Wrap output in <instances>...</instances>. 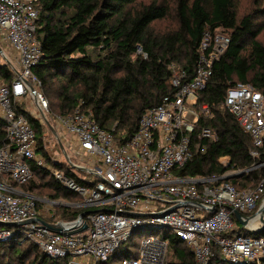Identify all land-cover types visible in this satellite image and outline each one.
<instances>
[{
    "label": "built area",
    "instance_id": "1",
    "mask_svg": "<svg viewBox=\"0 0 264 264\" xmlns=\"http://www.w3.org/2000/svg\"><path fill=\"white\" fill-rule=\"evenodd\" d=\"M39 15L33 0H0V62L14 73L11 84L0 80V117L9 141L0 148V222L16 224L0 226V244L12 239L31 241L49 257L69 264H90L77 258L104 263L137 230H169L185 242L195 264H208L214 248H219L230 264H262L264 235L259 233L264 232V175L250 189H238L226 180L264 170V159L245 171L231 169L221 177L175 175L191 161L195 137L218 139L208 127L198 131L202 116H211L208 105H198V97L228 49L230 37L204 32L191 78L183 67L171 65L176 94L145 110L137 132L124 144L116 143L112 133L101 129L91 113L84 115L79 108L72 115L57 117L63 138L59 139L58 133L55 138L67 159L64 163L87 183L82 185L63 170L52 168L37 151L36 133L18 109L30 98L43 118L49 108L39 91L41 81L34 74L43 56L36 36ZM222 107L251 137L250 156L254 160L264 158V94L250 84L237 82L227 89ZM64 143L76 158L84 159L85 167L68 157ZM48 153L54 164L60 163L50 149ZM225 159H220L222 164ZM33 168L49 171L56 186L77 195L80 202L50 200L25 191L22 187L34 177ZM74 169L92 175L93 180L78 176ZM42 203L54 211L62 207L84 211L76 220L64 221L56 212L44 216ZM32 220L36 222L24 224ZM48 224L61 227V232ZM166 246L164 238L146 237L137 256L124 258L121 264H165L162 250Z\"/></svg>",
    "mask_w": 264,
    "mask_h": 264
},
{
    "label": "trees",
    "instance_id": "2",
    "mask_svg": "<svg viewBox=\"0 0 264 264\" xmlns=\"http://www.w3.org/2000/svg\"><path fill=\"white\" fill-rule=\"evenodd\" d=\"M33 1L40 10L36 36L43 56L34 74L41 81V93L49 106L48 98L56 100L59 116L72 115L78 108L84 115L91 113V118L101 129L111 132L118 144L126 143L137 132L145 110L160 105L164 97L176 94L171 84V65L183 67L190 78L193 77L206 30L229 36L228 49L215 64L206 89L198 97V105L205 104L211 109L210 117L202 116L198 131L208 127L218 139L195 137L191 161L176 170L175 175L221 177L231 169L245 171L264 159L254 160L250 156L251 137L222 107L227 89L237 82L250 84L264 94V44L258 39L262 30L254 23L253 16L240 18L235 6L238 0H174L178 27L162 35L155 34L152 26L168 17L169 6L165 0L148 3L145 0ZM0 79L8 84L13 81L14 73L7 65L0 66ZM23 106L19 104L18 109L36 133L37 151L48 159L52 168L61 169L78 183L87 185L70 172L67 164H54L49 159L48 147L43 144L44 125L24 112ZM5 127L0 117V148L9 145ZM222 158L228 159L227 166L221 163ZM33 171L32 180L22 187L25 191L40 197L37 191L48 189L53 191L54 198L66 197L65 200L80 202L77 195L57 187L49 171L39 168ZM263 175L264 170L257 169L226 181L238 189H250ZM11 184L16 186L14 182ZM57 210H62L72 220L84 211ZM259 235L263 236L264 232ZM170 236L166 233L164 237ZM173 236L167 247L177 262L170 264H195L185 242ZM131 239L107 262L100 264H121L124 258L137 256V253L132 254L134 242ZM4 244H0V251L5 250ZM29 250L30 255L29 251L19 248H12V253L19 264H68L67 260L49 257L35 244ZM213 252L208 264H230L219 248H214ZM31 256L33 258L26 262Z\"/></svg>",
    "mask_w": 264,
    "mask_h": 264
},
{
    "label": "rangeland",
    "instance_id": "3",
    "mask_svg": "<svg viewBox=\"0 0 264 264\" xmlns=\"http://www.w3.org/2000/svg\"><path fill=\"white\" fill-rule=\"evenodd\" d=\"M149 1L150 0H145L146 3H148ZM165 4H167L169 6L168 17L164 20L157 21L153 24L152 27H153V32L155 34H161V35L166 34L168 32L175 30L178 27V22H177L176 13H175L176 7L174 4V0H165ZM235 6L238 10V14H239L240 18H242L244 16H248V15H251L254 17V23L256 24V26L258 28H261V30H262L261 33L259 34L258 39H259V41H261L264 44V0H238L236 2ZM259 8L261 10L257 11L256 9H259ZM248 45L246 46V50L248 48ZM1 60L4 61L3 59H1ZM0 64L2 65L3 62H0ZM39 91L42 92L40 88H39ZM48 99L50 101V106L48 108V112L46 113L45 117L49 121L50 125L54 128V131L56 133H58V138L59 139L63 138V134L59 135L62 133L63 129L61 128L59 121H57V117L59 116V110L57 107L56 100H54L52 98H48ZM24 105L25 106H23V107L26 110V112L29 113L33 118L39 120L44 125L43 144H45L48 147V149H50V152L56 156V161L60 162V163H64L65 161H67L64 153L62 151H60V146H59V144L55 138V136H56L55 132L48 128V126L46 124V120H45V118H43V116L39 112V109L37 107V104L35 103V100L33 98H30L29 100L26 101V103ZM64 146L66 147V152H67L69 158L76 160L81 166H84V167L86 166L83 158H76V156H74L73 152L70 150L69 146L66 143H64ZM227 163H228V159L226 158L224 160V166H227ZM73 171L78 176L85 178V180L92 181L94 178L92 175L88 176L87 174L81 173L80 171H78L76 169H74ZM233 178H240V177L235 176ZM37 194L42 198H47L50 200H65L66 199V197L54 198L55 195H54L53 191H50L48 189H39L37 191ZM63 208L64 207H62V209ZM40 209L42 210V213L44 214V216L49 217L50 214L56 212V214L62 220L73 221L72 218L69 217L67 214L65 216V214L62 212V210H55L54 211V209L49 208L48 206H46L43 203L41 204ZM76 219L77 218H75L74 220H76ZM48 220H52V219L49 218ZM152 232H154V233H152ZM166 233H169L171 236L169 238L164 237ZM149 236H157L158 238H161V239L164 238L166 243L169 242L171 237H174L172 232H170L169 230H162V231H152V230H148V229L137 230L133 234V237H132L133 242H134L133 248H132V254H136L138 252L141 240L146 238V237H149ZM3 243H5L4 244L5 250L0 251V264H19L17 262L18 261L17 258L14 257L15 254L12 253V248L13 249L19 248L21 251H29L30 252L29 255L31 254V250H29L31 248V245H33V243L31 241H29V242L23 241L22 242V240H21V242H19V241H17V239H12L10 241H8V240L4 241ZM38 250H40V249L38 248ZM162 252L164 255L165 264L177 262V259L174 257L170 248H168L166 246L163 248ZM32 258L33 257L31 256L30 259L26 260V262H28ZM76 260L79 262H84V263L100 264V263H96L91 258L84 259V260L77 258Z\"/></svg>",
    "mask_w": 264,
    "mask_h": 264
},
{
    "label": "water",
    "instance_id": "4",
    "mask_svg": "<svg viewBox=\"0 0 264 264\" xmlns=\"http://www.w3.org/2000/svg\"><path fill=\"white\" fill-rule=\"evenodd\" d=\"M33 90V89H32ZM45 118V120H46V124H47V126H48V128L50 129V130H52V131H54V128L50 125V123H49V121L47 120V118L46 117H44ZM55 132V131H54ZM55 135L57 136V133L55 132ZM234 176H230L229 178H227V179H230V178H233ZM261 214H262V216H261V220H262V223L264 224V217H263V214H264V207H263V209L261 210ZM83 215H85V214H83ZM235 217H236V219L238 220V221H240L241 222V216H240V214L238 213V212H235ZM31 222H36V220H32V221H28V222H24V224H28V223H31ZM0 226H16V224H4V223H1L0 222ZM48 227L50 228V229H52V230H54V231H56V232H61V227H55V226H52V225H49L48 224ZM251 234H256V232L254 233V232H251Z\"/></svg>",
    "mask_w": 264,
    "mask_h": 264
}]
</instances>
